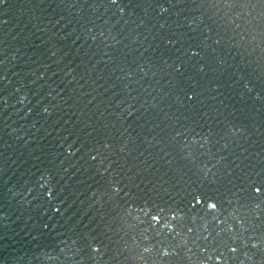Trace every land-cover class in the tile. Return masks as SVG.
<instances>
[{"label":"water","instance_id":"1","mask_svg":"<svg viewBox=\"0 0 264 264\" xmlns=\"http://www.w3.org/2000/svg\"><path fill=\"white\" fill-rule=\"evenodd\" d=\"M0 264H264V0H3Z\"/></svg>","mask_w":264,"mask_h":264},{"label":"snow or ice","instance_id":"2","mask_svg":"<svg viewBox=\"0 0 264 264\" xmlns=\"http://www.w3.org/2000/svg\"><path fill=\"white\" fill-rule=\"evenodd\" d=\"M3 2V0H0V3H2ZM233 251H235V249H233Z\"/></svg>","mask_w":264,"mask_h":264}]
</instances>
